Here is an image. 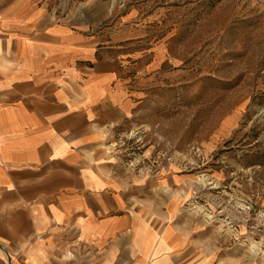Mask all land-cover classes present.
<instances>
[{
  "label": "crops",
  "instance_id": "crops-1",
  "mask_svg": "<svg viewBox=\"0 0 264 264\" xmlns=\"http://www.w3.org/2000/svg\"><path fill=\"white\" fill-rule=\"evenodd\" d=\"M132 6L95 10L100 25L0 0V264H237L181 215L185 175L121 173L105 150L186 80Z\"/></svg>",
  "mask_w": 264,
  "mask_h": 264
},
{
  "label": "rangeland",
  "instance_id": "rangeland-1",
  "mask_svg": "<svg viewBox=\"0 0 264 264\" xmlns=\"http://www.w3.org/2000/svg\"><path fill=\"white\" fill-rule=\"evenodd\" d=\"M42 1L100 25L96 11L133 5L169 37L186 80L157 88L105 150L121 173L185 175L176 206L219 261L264 264V0Z\"/></svg>",
  "mask_w": 264,
  "mask_h": 264
},
{
  "label": "bare ground",
  "instance_id": "bare-ground-1",
  "mask_svg": "<svg viewBox=\"0 0 264 264\" xmlns=\"http://www.w3.org/2000/svg\"><path fill=\"white\" fill-rule=\"evenodd\" d=\"M258 251V250H257Z\"/></svg>",
  "mask_w": 264,
  "mask_h": 264
}]
</instances>
